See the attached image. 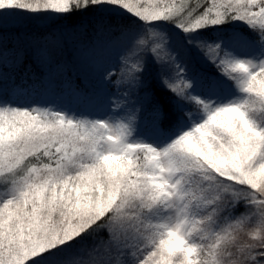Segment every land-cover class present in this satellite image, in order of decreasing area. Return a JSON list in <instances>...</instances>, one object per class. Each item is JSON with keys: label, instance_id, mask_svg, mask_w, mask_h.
Segmentation results:
<instances>
[{"label": "snow or ice", "instance_id": "6c2138e0", "mask_svg": "<svg viewBox=\"0 0 264 264\" xmlns=\"http://www.w3.org/2000/svg\"><path fill=\"white\" fill-rule=\"evenodd\" d=\"M0 264H264V0H0Z\"/></svg>", "mask_w": 264, "mask_h": 264}, {"label": "trees", "instance_id": "16d2710c", "mask_svg": "<svg viewBox=\"0 0 264 264\" xmlns=\"http://www.w3.org/2000/svg\"><path fill=\"white\" fill-rule=\"evenodd\" d=\"M48 23H49V21H46V20H36V21H31V22L26 21L25 27L31 26L33 29L38 30V29L43 28ZM8 27L13 28V27H15V25L10 23V24H8ZM236 27H239V25H236ZM224 36L227 37V30L225 31ZM113 63L114 64L116 63L115 59L113 60ZM190 67L194 71L210 72V73L214 72V69L211 67V65H209L206 61H204V59L201 56H199L198 54L192 57V60L190 61ZM114 70L118 71V69H114ZM151 75L155 76V69L152 70ZM58 97L59 96H56V95L43 94V95L36 96L34 98L39 100L40 103L43 105L53 107L52 106L53 100L55 98H58ZM65 99H67V98H65ZM22 102L27 103V102H30V100L29 101H22ZM141 127H143V126H141ZM143 130H147V129H145L143 127Z\"/></svg>", "mask_w": 264, "mask_h": 264}, {"label": "rangeland", "instance_id": "374dc122", "mask_svg": "<svg viewBox=\"0 0 264 264\" xmlns=\"http://www.w3.org/2000/svg\"><path fill=\"white\" fill-rule=\"evenodd\" d=\"M226 38L227 37H225V39ZM114 59H115V57H114ZM112 91L115 92V89L113 88ZM57 105H61V106H64L66 108H73V109H76L78 111H81V110L82 111H88L89 110V109H87L86 107H84L82 105H77L75 102L70 101L69 99L62 98V97H58V98H55L53 100L52 106L55 107ZM141 131L146 132L147 130H143V127H141Z\"/></svg>", "mask_w": 264, "mask_h": 264}]
</instances>
